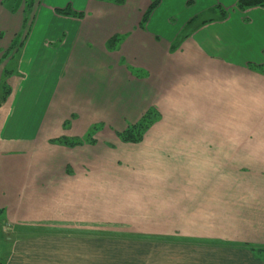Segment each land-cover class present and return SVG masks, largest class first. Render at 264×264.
Here are the masks:
<instances>
[{
  "label": "crops",
  "instance_id": "crops-1",
  "mask_svg": "<svg viewBox=\"0 0 264 264\" xmlns=\"http://www.w3.org/2000/svg\"><path fill=\"white\" fill-rule=\"evenodd\" d=\"M155 1L159 6L138 29ZM155 1L42 0L27 31L23 15L15 19L12 40L23 36L15 44L11 94L0 103L5 264H264V139L243 140L234 125L215 141L219 121L232 114L227 100L249 99L232 103L234 115L263 113L264 7ZM67 7L72 15L56 13ZM210 13L217 16L203 19ZM194 19L200 27L171 51ZM116 35L124 36L120 52L107 53ZM125 65L144 68L150 79L130 78ZM118 72L126 107L144 114L149 102L162 114L147 138L156 144L121 148L153 154L149 163L160 172L148 174L143 161L124 157L115 168L123 177L104 179L94 173L97 162L82 165L63 148L37 153L29 146L35 137L50 138L48 125L65 113L58 107L84 95L76 85L82 75L89 96L100 90L114 104ZM190 114L196 116L182 120ZM260 125L264 136V117ZM131 164L137 178L126 170Z\"/></svg>",
  "mask_w": 264,
  "mask_h": 264
},
{
  "label": "rangeland",
  "instance_id": "rangeland-1",
  "mask_svg": "<svg viewBox=\"0 0 264 264\" xmlns=\"http://www.w3.org/2000/svg\"><path fill=\"white\" fill-rule=\"evenodd\" d=\"M151 1L153 3L155 0ZM39 2L41 3L42 0H0V56L3 54L2 57H0V98H2V96H4L6 92H8V90L6 89L3 90L4 87L9 89L7 98L11 94V88L8 84V80L13 72L12 70L15 66L14 63L18 60L19 57L17 55L18 49L20 50V46L17 49L15 48V44L17 45V43L19 42V38L23 36V32H21L16 35V43H14V41L12 40L11 34L15 29V19L18 18V16L20 17L19 14H22L27 31L30 19L33 15L31 14V11L37 7ZM224 11L226 12V10ZM38 13L39 8L37 11V16ZM214 16L217 15L210 13L205 15L203 19L206 20L207 18H212ZM137 28L142 29L141 24ZM123 40L124 36L120 35H116L110 38L105 44L107 53L118 54L120 52ZM184 42L180 44L175 42L172 43L171 51H176L182 48V44ZM50 43L51 42L48 43V47H58V45H50ZM12 45L14 46V49H11ZM12 50H16L15 53ZM119 62L122 66H124L123 60L121 58ZM125 67L126 71L124 74L127 73L130 78L132 77V79L134 80L148 81L150 79L148 72L144 68L134 69L130 65H125ZM103 70V68L98 67V77L103 74ZM121 72H118V76H116V82L114 84V92H116V95L114 97V104H109V97H107V95L105 93H102V91L100 90L96 91L95 94L93 93L92 96H89V92H87L86 89L88 88L90 83H86L85 78L83 79L82 75L81 79L77 81L76 85L81 88V94L84 93V95L77 99L78 103L76 105L58 107L59 109L61 108V110H63L65 113L63 115V118H61L59 121L48 125L51 126V130L49 129V133L51 134L49 136L50 138H46L47 133L45 135L46 137H35L33 140L35 143H32L29 146L37 148V150H35L37 151V153H43V147L46 150L51 149L52 151H59L60 148H63L60 153H70L71 155L76 156L77 162H80L82 165H85V163H89L91 161L97 162L94 173H97L99 177L104 179L118 180L123 177L121 173L115 171V168L117 165L122 164V162L125 160L124 157H131V163L132 161H138L139 159L143 161L140 165L143 166L142 169H144L148 174L151 172L154 173L155 171L160 172V170H157V168L155 167L157 166L155 163H149L150 160H154L149 158L152 157L153 154H146L148 152L142 149L139 152L137 150L136 153H132L131 155L129 153H124V148H121L128 145L144 146L156 144L155 141L157 140H153L152 142H150L147 140V138L150 134V131L153 129V127H155V124L162 121V114L158 112V109L156 107H150L149 102H146V105H143V107L140 109L144 110L145 107L147 108L144 114H142L143 112L141 113L142 115L140 114V112H134L133 107H129V105L126 107L124 105L122 98H120L118 95V91L122 89L123 86V80H118L120 74H122ZM77 78H79V76H77ZM214 88L215 87L211 86V91H213ZM246 90V88H242V92H246ZM121 94L123 95L122 92ZM244 97L237 98L236 100L234 98H231L226 101V105H233L226 107V109H232V114H230L231 112L229 110V118L227 117L229 120L227 119L224 121H219L217 127L219 133L215 138L216 142H221L223 139L229 136L230 133L234 130L232 129L234 128V125H237L238 129H241L242 135L244 134L243 140H249V138H254V140L250 141H258L259 139H264V136H261L259 133L260 131H258V126H261L260 122L264 117V110L261 115H256L254 108L252 110L253 114L248 112L242 115H234V110L235 113H237L236 107H238V105L232 103H238V101L242 103L247 102L249 99ZM5 101H2V103H4ZM149 112L156 115V121L152 123L150 128L147 129L143 134H140V132H134L133 142H125L121 136H125L130 128L140 122V120H142V118ZM138 114L141 115L140 119L136 122H130V120L136 118ZM192 116L196 115L190 114L186 117H182L185 118L182 120H186ZM216 117L218 119H224L225 116L218 115ZM235 118L246 120H230ZM171 127H173V124H171ZM67 131L73 132L70 133ZM191 132H193V128ZM143 153L145 154L142 155ZM130 167L132 169L127 168L126 170L128 172H132L133 177L137 178L140 171L136 169L132 164ZM3 225H5L4 216L0 213V264H5L4 256L9 249L7 243L3 239L8 237L10 233L8 230H4L1 228ZM260 251L262 252L259 253H264V249Z\"/></svg>",
  "mask_w": 264,
  "mask_h": 264
},
{
  "label": "trees",
  "instance_id": "trees-1",
  "mask_svg": "<svg viewBox=\"0 0 264 264\" xmlns=\"http://www.w3.org/2000/svg\"><path fill=\"white\" fill-rule=\"evenodd\" d=\"M101 2H108V3H112V4H117V5H124L126 0H98ZM160 1H155L149 8L148 12L144 15L143 20L141 22V26L144 27L147 22L149 21V18L151 16V14L154 12V10L159 6ZM238 8L240 10H246V9H250V8H254V7H264V0H240L239 3L237 4ZM71 9L69 7H67L65 10H57L56 13L58 15H72ZM220 19H223L220 18ZM214 21L213 19L208 20V22H212ZM205 24V23H203ZM200 27V25L197 24V20L194 19L191 22L188 23L185 32L183 33L184 37H181L179 39L178 44L181 43V41L183 39L186 38V34H188L189 32H193L195 30H197ZM8 90V92H6L4 94V96H2L1 101H5L7 100V96L9 94V89L4 87L3 90ZM155 114H151L150 112L147 113L142 120H140V122H138L135 126L131 127L130 130L127 132V134L125 136H121L123 138V140L125 142H133L134 140V132H140V134L144 133L147 129L150 128V126L152 125V123H154L156 121ZM141 136V135H140Z\"/></svg>",
  "mask_w": 264,
  "mask_h": 264
}]
</instances>
